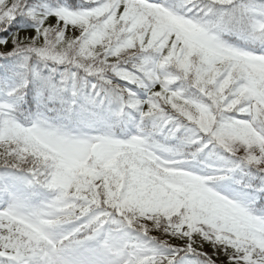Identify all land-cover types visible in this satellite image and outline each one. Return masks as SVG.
Returning <instances> with one entry per match:
<instances>
[{
    "label": "snow or ice",
    "instance_id": "6c2138e0",
    "mask_svg": "<svg viewBox=\"0 0 264 264\" xmlns=\"http://www.w3.org/2000/svg\"><path fill=\"white\" fill-rule=\"evenodd\" d=\"M0 264H264V0H0Z\"/></svg>",
    "mask_w": 264,
    "mask_h": 264
},
{
    "label": "rangeland",
    "instance_id": "374dc122",
    "mask_svg": "<svg viewBox=\"0 0 264 264\" xmlns=\"http://www.w3.org/2000/svg\"><path fill=\"white\" fill-rule=\"evenodd\" d=\"M209 251H210V249H209Z\"/></svg>",
    "mask_w": 264,
    "mask_h": 264
}]
</instances>
